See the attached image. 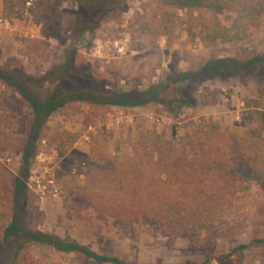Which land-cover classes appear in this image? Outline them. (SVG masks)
Instances as JSON below:
<instances>
[{"label": "rangeland", "instance_id": "rangeland-1", "mask_svg": "<svg viewBox=\"0 0 264 264\" xmlns=\"http://www.w3.org/2000/svg\"><path fill=\"white\" fill-rule=\"evenodd\" d=\"M120 5L93 30L75 34V0H49L45 6L38 0H0V68L17 67L41 79L74 48L69 87L94 83L129 91L195 69L210 57L264 56V14L246 38L225 43L203 37L202 24L212 15L208 9H181L161 0H122ZM180 87L165 93V101L171 100L165 104L129 108L73 101L53 111L40 132L25 181L22 224L117 256L124 264H264V244L226 255L232 247L264 235V189L251 180L221 191L219 180L201 174L199 186L208 206L200 204L198 214L208 216L212 232L164 236L148 221L124 223L91 204L116 199L113 186L124 172L122 168L115 176L110 163L128 161L143 142H170L176 154L193 157L207 145L223 146L233 136L244 137L245 111H264V69L258 65L249 75ZM176 97L194 103L173 102ZM29 117L21 96L0 84V235L10 216L12 183ZM244 138L241 148L247 149L251 139ZM2 255L0 242V264ZM13 258L6 264H96L31 243Z\"/></svg>", "mask_w": 264, "mask_h": 264}, {"label": "trees", "instance_id": "trees-1", "mask_svg": "<svg viewBox=\"0 0 264 264\" xmlns=\"http://www.w3.org/2000/svg\"><path fill=\"white\" fill-rule=\"evenodd\" d=\"M38 1L42 6L49 2ZM121 1L75 0L73 32L82 34L93 30L102 17L118 10ZM161 3L181 9L210 10L211 18L202 24L201 33L210 41L225 43L246 38L258 26L260 16L264 14V0H161ZM225 14L233 16L227 19L223 17ZM74 59L73 48L65 54L58 67L42 76V82H46L43 90L40 83L42 78L33 77L17 67L0 68V84L18 93L27 104L30 114L12 183L10 216L0 235L3 254L1 264H6L11 257L13 260L27 243L46 246L60 253L72 252L96 264H124L117 256L98 253L85 244L22 224L23 207L27 201L25 181L40 132L53 111L73 101L129 108L148 103L165 104L171 102L165 101V93L171 88L181 91L180 85L193 87L211 78L249 75L254 73L257 65L264 69V56L261 54H253L244 60L210 57L195 69L168 74L161 82L142 89L121 91L94 83L85 87H69L74 75ZM172 101L194 103L192 98L185 101L183 97H176ZM245 114L244 118L248 122L245 124L244 137L247 135L251 139L246 144L247 149L241 148L240 141H245L243 136H233L223 146L207 145L206 150L193 157L176 154L170 142L153 140L150 145L143 142L133 149L128 161L113 160L110 163L115 176L120 174L122 168L124 172V177L116 179L113 186L116 199H95L91 204L101 214H109L124 223L148 221L155 226V231H160L164 236L198 233L201 230L212 232L215 227L207 219L208 216L198 214L200 204L208 206L207 197L199 186L201 174H209L219 180L221 191L223 188L230 189L237 181L249 180L264 189V111L247 109ZM249 122H256L258 127H249ZM205 153L209 157H205ZM253 244H264V235L232 247L226 255Z\"/></svg>", "mask_w": 264, "mask_h": 264}, {"label": "built area", "instance_id": "built-area-1", "mask_svg": "<svg viewBox=\"0 0 264 264\" xmlns=\"http://www.w3.org/2000/svg\"><path fill=\"white\" fill-rule=\"evenodd\" d=\"M147 117L149 118V119H154L155 121H157L158 120V118L157 117H152V115H147Z\"/></svg>", "mask_w": 264, "mask_h": 264}]
</instances>
